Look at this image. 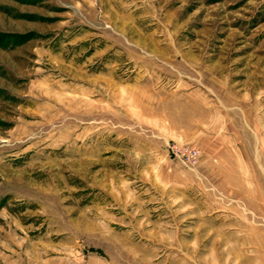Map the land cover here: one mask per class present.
Listing matches in <instances>:
<instances>
[{
    "label": "rangeland",
    "instance_id": "obj_1",
    "mask_svg": "<svg viewBox=\"0 0 264 264\" xmlns=\"http://www.w3.org/2000/svg\"><path fill=\"white\" fill-rule=\"evenodd\" d=\"M0 264H264V0H0Z\"/></svg>",
    "mask_w": 264,
    "mask_h": 264
}]
</instances>
